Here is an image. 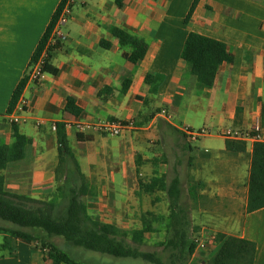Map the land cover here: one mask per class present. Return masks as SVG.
Returning a JSON list of instances; mask_svg holds the SVG:
<instances>
[{"label": "crops", "instance_id": "0c3cea01", "mask_svg": "<svg viewBox=\"0 0 264 264\" xmlns=\"http://www.w3.org/2000/svg\"><path fill=\"white\" fill-rule=\"evenodd\" d=\"M62 1L0 0V119L6 116L12 95ZM193 1L76 0L69 21L62 28V43L51 61L58 74H46L41 84H30L23 93L28 105L19 115L18 125L32 143L26 148L25 159L11 163L4 172L6 190L43 201L54 198L59 167L54 129L57 123L66 125L70 145L71 140L76 141L72 150L82 169V150L99 142V135L103 134L81 132L80 125L132 118L140 125H136L138 130H152L157 138L159 131L173 130L170 126L180 134L183 127L194 129L188 113L201 110L210 123L207 130L211 133L193 141L202 143V149L194 150L193 143L187 146L189 161L179 163V167H192L197 174L198 179L191 186L193 198L217 200L219 205L199 208V214L214 227H203V233H235L229 235L255 242L254 264H264V209L246 213L254 142L247 143L246 152L234 153L227 150L228 138L222 135L229 129H259L264 141V0H200L187 24L185 19ZM111 27L144 40L148 45L145 59L139 64L127 60L125 55L131 49L120 45ZM190 33L223 42L233 58V62L220 67L211 90L198 88L190 65L181 57ZM148 75L164 78L156 93H151L146 84ZM189 94L191 100L183 105ZM69 98L83 110L80 116L65 111ZM163 110L170 113L171 120L161 115ZM176 116H181V125ZM132 130L119 137L104 136L117 139ZM78 134L87 140L79 141ZM0 138L4 144L13 143L8 124L1 128ZM89 182L98 193L84 200L90 216L122 231L138 228L139 199L124 197L117 191L124 190L122 185ZM111 189L115 190L111 191L114 196L107 198L111 194L107 190ZM254 229L259 233L255 234ZM159 234L147 233L144 244L148 240H153V245L162 242ZM7 236L0 233V245ZM213 249L217 251L218 245ZM203 251L196 249L194 256ZM0 264L52 262L36 243L11 238L7 248H0Z\"/></svg>", "mask_w": 264, "mask_h": 264}, {"label": "trees", "instance_id": "16d2710c", "mask_svg": "<svg viewBox=\"0 0 264 264\" xmlns=\"http://www.w3.org/2000/svg\"><path fill=\"white\" fill-rule=\"evenodd\" d=\"M199 2L200 0L193 1L185 23H189ZM60 10L61 5L40 40L25 76L12 95L6 116L0 119V130L3 125L8 124L13 137L12 144H4L0 138V220L16 226L15 228L0 226V233L8 234L0 248H7L11 238L22 239L36 243L52 264H86L74 259L54 242L45 240L39 233H35L43 232L48 238L64 239L66 246L80 247L118 258L142 259L151 264H167L156 252L143 251L140 248L144 244L147 233L157 232L154 225L165 223L167 239L161 243V246L171 251L172 264H186L189 258L195 254L197 243L187 233L188 221L184 211L180 208L182 195L180 177L176 176L170 183L165 174L155 173L149 180L139 177V194L151 195L161 192L168 195L170 199L168 215H157L147 211L141 217V227L131 231H122L116 225L102 223L99 219L89 215L87 204L83 200L85 197H96V189L83 173L69 144L66 125L63 123L56 124L59 144L57 182L63 176V168H68L72 172V179L76 177L74 182L78 179L80 184H73L70 177L64 176L63 185L58 186L54 198L50 201L38 200L6 190L4 172L11 163L25 159L26 148L32 143V139L23 134L19 125L11 123L8 117L13 114L27 87L29 69L39 60L48 45ZM110 31L123 48L131 49V52L125 55L127 60L133 64H139L145 59L148 45L144 40L120 28L111 27ZM103 45L109 46L108 43H103ZM59 47L60 45L48 50V56L43 66V72L46 74H58V69L51 64V61L54 52ZM181 57L190 65L198 88L205 91L214 87L220 67L225 63L233 62V58L223 42L196 33L189 34ZM163 81L164 78L161 75H148L146 78V84L150 86L151 93H156ZM65 111L74 116H80L83 112L73 98L68 99ZM262 119L264 122V105ZM170 128L181 133L172 126ZM77 138L79 141L87 140L82 134H78ZM226 148L234 153H244L247 150V143L228 139ZM137 172L141 173L139 167ZM62 199L66 202L63 203ZM261 209H264V141H255L248 182L246 213L251 214ZM216 242L218 250L213 255L211 264H254L257 251L255 242L225 233H218Z\"/></svg>", "mask_w": 264, "mask_h": 264}, {"label": "rangeland", "instance_id": "374dc122", "mask_svg": "<svg viewBox=\"0 0 264 264\" xmlns=\"http://www.w3.org/2000/svg\"><path fill=\"white\" fill-rule=\"evenodd\" d=\"M196 81V80H195ZM191 100V94L188 95L187 100L184 101L185 105L187 101ZM184 109H182V112ZM205 112L201 110L188 113V119L191 126L196 129H208L210 123L206 120ZM182 116V114H181ZM181 116H176L177 124L181 125ZM140 127L139 124L135 126ZM132 130V132L125 134L124 136L108 140L104 135H99L100 141L93 146H87L82 150L84 154L82 159V169L86 172L89 180L93 185L105 183L106 186L115 187L113 185L124 186V190L121 192L124 197H134L140 200L139 206L140 213L138 215V228L141 227V217L147 211L155 210L157 215H168L170 199L166 193L157 192L155 194H139V177L149 180L155 173L160 175L165 174L167 180L170 183L176 176L182 180L183 194L180 201V208L184 211V215L188 224L186 230L190 238L193 240L199 239L205 242H209L211 238L216 239V235L219 232L214 230V233H203V227H207L209 230L214 227L209 223L207 217H203L199 214V208H218L219 205L216 201H206L205 199H195L191 194V186L196 183L197 174L194 168L189 167L183 169L179 167V163L189 161V149L188 145L193 142L188 138L179 134L173 130L159 131L161 134L159 137H155L151 131ZM115 140V141H112ZM76 141L71 140V147L75 149ZM219 144V142H218ZM217 146V143L214 144ZM186 147V148H185ZM194 150L202 149V143H193ZM103 153V151H105ZM79 152V151H78ZM195 164L193 163V166ZM140 169V174L137 172V168ZM64 176L70 177L73 184H80L79 180L74 182L72 179V172L68 168H63V176L58 182L57 186L63 185ZM121 186V187H122ZM115 192L107 190L108 194ZM199 190H195V193ZM97 193V191H96ZM98 195V193H97ZM111 193L107 198L113 197ZM86 200V197L83 198ZM63 203L66 200H61ZM217 204V205H216ZM0 226L6 228H15L16 226L0 220ZM157 229L155 233H161L162 242L153 245V240H148V243L140 247L143 251L156 252L165 263L172 264L173 258L171 257V251L161 246V243L167 239V233L165 230V223H156L154 225ZM217 230V229H216ZM219 231V230H217ZM39 233L45 240L53 241L62 247L68 254L73 256L74 259L84 261L87 264H151L142 259L132 258H120L116 259L112 256H105L104 254L96 253L92 254V251H88L84 248L67 246L64 239L59 237L48 238L43 232ZM254 233L258 234V229H254ZM235 234V233H225ZM214 247L208 246L201 254L192 256L189 258L186 264H211V259L215 254ZM93 256H85V255ZM100 258H102L100 260ZM113 261V262H112ZM115 261V263H114Z\"/></svg>", "mask_w": 264, "mask_h": 264}, {"label": "built area", "instance_id": "2783aa9c", "mask_svg": "<svg viewBox=\"0 0 264 264\" xmlns=\"http://www.w3.org/2000/svg\"><path fill=\"white\" fill-rule=\"evenodd\" d=\"M76 3V0H63L61 3V10L60 15L55 25V28L52 32V35L49 39L48 45L44 52L42 53L39 60L29 69L28 74V83L27 86L32 85H39L45 79L46 73L43 72V66L46 62V58L48 56V50L53 47H57L61 45L62 40L64 38V34L62 32V28L67 24L69 18L72 14L73 7ZM28 102L26 98L23 96L20 97L17 106L8 119L11 123L19 124L21 122L20 114L26 111ZM161 115L164 116L167 120H171L172 117L170 113L166 110L161 112ZM135 121L134 119L128 120H117V121H101L98 123L90 124V125H80L79 130L81 132H86L87 130L94 131L96 133H100L103 135L119 137L125 131L135 129ZM56 130V125L54 126ZM183 134L188 138L190 141H197L200 137L209 135L211 132L207 129H192L189 127H183L181 129ZM228 139L240 141V142H255V141H263V137L259 132V129L253 130L252 132H239L234 130H225L222 133ZM197 249L198 250H206L207 247L210 245L215 247L217 245L216 239L211 238L209 242H205L203 240L196 239Z\"/></svg>", "mask_w": 264, "mask_h": 264}]
</instances>
